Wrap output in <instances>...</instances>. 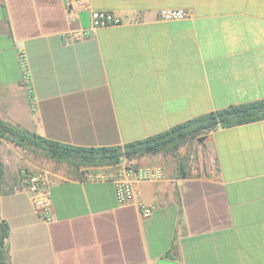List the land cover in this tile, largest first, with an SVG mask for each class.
Here are the masks:
<instances>
[{"label": "crops", "instance_id": "0c3cea01", "mask_svg": "<svg viewBox=\"0 0 264 264\" xmlns=\"http://www.w3.org/2000/svg\"><path fill=\"white\" fill-rule=\"evenodd\" d=\"M90 8L120 23L89 30V13L69 22L62 0H0L1 120L64 144L113 147L264 100V0H90ZM162 10L188 15L164 21ZM82 29L85 38L63 42ZM21 151L2 140L5 183L14 186L0 195L5 264H264V119L181 146V171L156 154L76 177ZM127 162L161 167L165 178L133 182L135 199L118 204L113 177ZM40 170L53 176L51 222L24 185ZM138 201L155 207L149 218Z\"/></svg>", "mask_w": 264, "mask_h": 264}, {"label": "trees", "instance_id": "16d2710c", "mask_svg": "<svg viewBox=\"0 0 264 264\" xmlns=\"http://www.w3.org/2000/svg\"><path fill=\"white\" fill-rule=\"evenodd\" d=\"M262 109H264V100L231 106L174 126L162 134L144 140L130 142L123 146L99 148L78 147L48 140L36 132L0 119V145L4 140L35 157L51 160L56 164H64L68 172L76 177L83 175L84 168L114 167L123 160L131 162L144 156L165 152L174 153L178 170L181 171L183 161L177 154L181 146L199 140L219 127H230L264 119V114L259 113ZM5 178V170L0 161V195L8 194L14 189V186H8L5 183ZM8 235V225L0 219V264H5L6 261Z\"/></svg>", "mask_w": 264, "mask_h": 264}, {"label": "built area", "instance_id": "2783aa9c", "mask_svg": "<svg viewBox=\"0 0 264 264\" xmlns=\"http://www.w3.org/2000/svg\"><path fill=\"white\" fill-rule=\"evenodd\" d=\"M64 10L69 22H76L81 12L89 13V30L100 27L117 25L120 20L109 12H95L90 8V0H62ZM183 10H162L160 18L164 21L183 19L187 16ZM87 36L85 29L70 31L62 36L65 43L74 42ZM21 71V86L30 92L29 75L23 54L18 55ZM109 174L100 172L98 177H108ZM165 178V172L161 167L136 166L127 162L121 174L113 177L114 195L118 204H124L135 199L133 182L139 181H160ZM53 176L48 171L40 170L24 177L25 189L29 194V199L34 210L45 222H51V201L50 185ZM139 212L143 218H149L155 207L137 202Z\"/></svg>", "mask_w": 264, "mask_h": 264}, {"label": "rangeland", "instance_id": "374dc122", "mask_svg": "<svg viewBox=\"0 0 264 264\" xmlns=\"http://www.w3.org/2000/svg\"><path fill=\"white\" fill-rule=\"evenodd\" d=\"M195 143V142H194ZM24 155L26 154V159H32V160H35V161H42V160H44V159H42V158H38V157H35V156H33V155H31V154H28V153H25V152H23V151H21ZM187 155V154H186ZM159 156H160V158L162 159V160H164L165 162H167V161H171V160H174V159H176L175 158V155H174V153H172V152H165V153H161V154H159ZM47 162H50L52 165L53 164H55L56 165V167H65L66 168V166L64 165V164H56L55 162H53V161H51V160H46ZM93 170H94V168H89L88 170H86V169H83V176H88L90 173H92L93 172Z\"/></svg>", "mask_w": 264, "mask_h": 264}, {"label": "water", "instance_id": "95a60500", "mask_svg": "<svg viewBox=\"0 0 264 264\" xmlns=\"http://www.w3.org/2000/svg\"><path fill=\"white\" fill-rule=\"evenodd\" d=\"M259 113L264 114V109L260 110ZM156 264H177V263L172 260L160 258Z\"/></svg>", "mask_w": 264, "mask_h": 264}]
</instances>
